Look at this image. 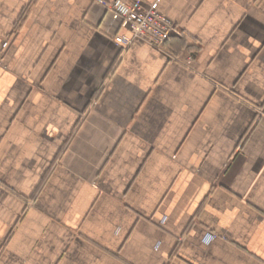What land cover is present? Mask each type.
<instances>
[{
    "label": "crops",
    "instance_id": "obj_1",
    "mask_svg": "<svg viewBox=\"0 0 264 264\" xmlns=\"http://www.w3.org/2000/svg\"><path fill=\"white\" fill-rule=\"evenodd\" d=\"M112 1L0 0V264H264V0Z\"/></svg>",
    "mask_w": 264,
    "mask_h": 264
},
{
    "label": "built area",
    "instance_id": "obj_2",
    "mask_svg": "<svg viewBox=\"0 0 264 264\" xmlns=\"http://www.w3.org/2000/svg\"><path fill=\"white\" fill-rule=\"evenodd\" d=\"M109 8L121 18L123 29L113 36L117 45L127 48L134 42H141L160 50L169 57L173 56L164 48V43L173 29V23L154 4L113 0ZM217 235L220 234L207 231L201 241L203 244H209Z\"/></svg>",
    "mask_w": 264,
    "mask_h": 264
}]
</instances>
